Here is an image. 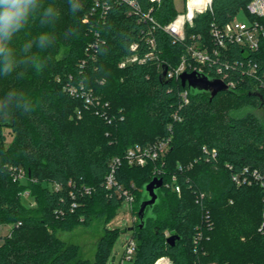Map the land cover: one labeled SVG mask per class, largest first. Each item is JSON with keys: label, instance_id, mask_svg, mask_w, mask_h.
<instances>
[{"label": "trees", "instance_id": "obj_1", "mask_svg": "<svg viewBox=\"0 0 264 264\" xmlns=\"http://www.w3.org/2000/svg\"><path fill=\"white\" fill-rule=\"evenodd\" d=\"M138 1L143 12L153 9L158 24L154 31L118 0H82L84 7L75 15L68 0H42L55 9L56 17L43 25L37 18L14 38L12 46L21 60L32 53L40 33H48L52 43L31 54L47 59L42 72L22 64L10 76L0 77V96L12 89L39 105L30 115L16 110L0 113V230L12 226L0 237V264H111L121 230L107 229L93 261L57 233L89 225L94 217L111 222L124 202L116 192L119 185L135 196L136 221L128 229L137 242L132 264H155L161 257L175 264H264V231L259 229L264 186L249 182L256 169L264 184V122L252 113H231L243 106L264 108V39L256 51L230 45L224 52L219 64L229 63L226 74L237 86L213 99L186 87L190 103L181 108L179 92L185 87L178 80L161 79L164 66L176 67L187 57L193 35L212 45L213 26L223 27L241 11L248 13L252 0H213L212 11L198 15L179 42L162 30L177 15L174 0ZM150 36L156 40L155 54L163 67L155 60L120 68L134 43L139 44L140 55L150 50L146 43ZM26 42L32 48L23 59ZM63 50H67L64 56ZM250 63L257 65L261 87L255 88L247 76ZM81 85L100 105H88L70 94L69 87ZM175 112L180 121L174 119ZM146 116L158 124L159 134L148 130ZM7 128L13 130L14 139L5 147ZM170 136L165 156L144 167L124 164L117 174L118 185L107 188L105 177L114 157ZM14 168L23 170L25 178L15 180ZM238 173L249 177L248 182L238 184L233 178ZM174 176L180 194L169 185ZM154 177L163 178L164 186L141 228L144 186ZM55 183L61 185L59 190L52 188ZM26 192L34 206L25 204ZM173 235L181 240L171 246L168 238Z\"/></svg>", "mask_w": 264, "mask_h": 264}, {"label": "built area", "instance_id": "obj_2", "mask_svg": "<svg viewBox=\"0 0 264 264\" xmlns=\"http://www.w3.org/2000/svg\"><path fill=\"white\" fill-rule=\"evenodd\" d=\"M118 1L129 5L132 8V11L140 16L141 21L149 22L153 31L156 29L158 24L152 16L153 9H150L148 12H143L138 0ZM149 1L158 4L161 0ZM212 4L213 0H184L183 10L177 11L176 17L168 24L164 25L162 30L171 35L174 42L185 40L187 26H192L198 15L212 11ZM247 10L249 15L254 17V19H251L250 22L238 20L236 17L230 20L223 27L213 26L211 30L213 43L210 46L208 44L199 42V40H197L193 35L192 44L187 46V57H183L181 63L178 66L168 68L166 79L178 80L181 82L182 74L199 72L205 74L211 79L222 81L230 89H236V82L230 80L229 76L226 74V70L229 69V63L224 61L222 65L219 64L221 57L224 55V52L228 51L230 45H237L246 51H256L259 49L260 44L264 39V0H252V2L248 5ZM146 43L148 44L150 50L144 55H140L138 52L140 48L139 44L134 43L131 45V54L121 60L119 67L126 68L156 60L159 67L162 68L163 61L160 58H157V55L155 54L157 49L155 38L151 36L148 37ZM247 76L254 80L255 88L261 87L260 85H263V82L257 75L256 64H249ZM69 92L72 96L82 97L88 105H92L95 102L100 105L99 101L92 97L91 92L84 89L82 85L80 88H77L76 86L69 87ZM178 100V104L181 108L188 105L190 103L189 89L185 87L182 91H180ZM76 114L80 118L82 112L78 110ZM174 119L180 121L178 112L174 113ZM169 130H172V125L169 126ZM171 140L172 136L159 140L148 146L135 145L129 148L123 156L114 157L109 163V171L105 177L107 188L112 189L118 185L117 174L124 164H127L130 167H144L150 161L160 160L168 152ZM12 171V175L15 180H22L25 178V172L23 170L14 168ZM245 172H248L247 168L244 170V173ZM243 175V173H238L235 174L233 178L238 184H241L242 182H248L249 177H245ZM250 178V183L252 181H257L261 183L262 186H264L262 183L261 173L258 170H253L251 172ZM176 181L177 179L174 176L172 178L173 184L169 185L180 194L181 188L178 184H176ZM52 188L59 190L61 185L55 183L52 185ZM86 190L91 192L90 188H86ZM116 190L119 198L128 203L130 210L133 211L135 196L131 189H125L122 185H119V188ZM26 195L28 196L29 194L26 192ZM71 196L72 198H75L73 193H71ZM72 207L75 208L76 204L73 203ZM132 220L135 222L136 217L133 216ZM259 229L260 231H264V207L263 219ZM201 237L202 236H200L198 239L201 240ZM124 248V259L132 262L137 249L136 240L134 238L127 240L124 244ZM155 264L175 263L168 257H161L155 262Z\"/></svg>", "mask_w": 264, "mask_h": 264}, {"label": "clouds", "instance_id": "obj_3", "mask_svg": "<svg viewBox=\"0 0 264 264\" xmlns=\"http://www.w3.org/2000/svg\"><path fill=\"white\" fill-rule=\"evenodd\" d=\"M69 11L75 15L82 11V0H68ZM56 17V11L51 6H45L42 0H0V77H7L16 72L22 64H30L37 72H42L47 59L32 55L24 60L17 56L12 46L16 38L28 25L39 18V22L47 24ZM52 43L48 33H40L35 41L40 50L46 49ZM32 48L31 42L22 46L24 52ZM39 105L26 94L10 89L0 96V113L13 110L23 114H31Z\"/></svg>", "mask_w": 264, "mask_h": 264}, {"label": "rangeland", "instance_id": "obj_4", "mask_svg": "<svg viewBox=\"0 0 264 264\" xmlns=\"http://www.w3.org/2000/svg\"><path fill=\"white\" fill-rule=\"evenodd\" d=\"M175 7L177 11H182L184 8V0H174ZM238 20L241 21H247L250 22L251 18L249 14L246 11H241L240 14L237 16ZM36 46L33 47L32 53L30 52L29 56L31 54L36 53ZM67 53V50H63V56ZM23 55L24 59V51L21 53ZM28 56V57H29ZM63 56H57L59 59ZM225 104L229 103V100H224ZM223 103V102H222ZM151 115H154L153 110L150 112ZM231 113H233L236 116H245L249 113L254 114L257 116L262 122H264V108L259 107H251V106H243L241 108H235L232 109ZM150 116L145 117V121L149 122L148 130H151L156 135L160 133V129L158 124L154 122L149 121ZM4 133L6 134V143L5 147H8L10 143L14 139V132L12 129H4ZM169 151V149H168ZM192 162L187 164L188 168L192 167ZM23 199L25 204L35 205L31 201V198L29 195L27 196L26 193H23ZM34 202V201H33ZM133 214L132 211L129 208L128 203L123 202L120 208L117 210L116 215L112 218L111 222L108 224L105 223V219L101 218H93L91 223L89 225H79L75 229L67 232H58L57 235L62 240L74 243L78 245L81 249V256L85 259H89L91 261L94 260L96 252H97V246L100 238L104 236L108 232V228L115 230H121V234L116 239V242L114 244L113 248V254L112 258L110 260L111 264H132V262L127 261L124 259V244L127 240H130L132 238L133 232L128 230L129 228L133 227ZM11 225L4 226L0 230V237H4L7 235L11 230ZM0 238V244L3 242ZM115 259V262L113 260ZM210 264H218L216 262H211Z\"/></svg>", "mask_w": 264, "mask_h": 264}, {"label": "water", "instance_id": "obj_5", "mask_svg": "<svg viewBox=\"0 0 264 264\" xmlns=\"http://www.w3.org/2000/svg\"><path fill=\"white\" fill-rule=\"evenodd\" d=\"M168 67L164 66L161 74V79L165 80L167 76ZM181 82L183 87H188L194 94L208 93L213 99L216 95L222 92H231V90L220 80L211 79L205 74L199 72L184 73L181 75ZM164 186V179L154 177L149 183L144 186V199L140 204L139 218L140 227L145 225V214L149 209L152 212L154 207L159 203V191ZM146 197V198H145ZM181 237L173 235L168 238V243L174 246Z\"/></svg>", "mask_w": 264, "mask_h": 264}, {"label": "crops", "instance_id": "obj_6", "mask_svg": "<svg viewBox=\"0 0 264 264\" xmlns=\"http://www.w3.org/2000/svg\"><path fill=\"white\" fill-rule=\"evenodd\" d=\"M30 202V201H29ZM114 262H115V259L113 258Z\"/></svg>", "mask_w": 264, "mask_h": 264}]
</instances>
